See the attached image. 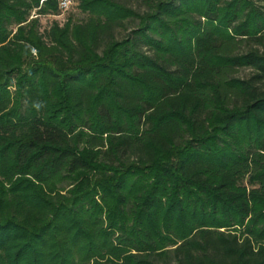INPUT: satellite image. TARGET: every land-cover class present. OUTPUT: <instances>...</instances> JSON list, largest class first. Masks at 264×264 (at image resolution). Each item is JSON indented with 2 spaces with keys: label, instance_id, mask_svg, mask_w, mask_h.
Segmentation results:
<instances>
[{
  "label": "trees",
  "instance_id": "trees-1",
  "mask_svg": "<svg viewBox=\"0 0 264 264\" xmlns=\"http://www.w3.org/2000/svg\"><path fill=\"white\" fill-rule=\"evenodd\" d=\"M61 2L0 0V264H264V0Z\"/></svg>",
  "mask_w": 264,
  "mask_h": 264
},
{
  "label": "rangeland",
  "instance_id": "rangeland-1",
  "mask_svg": "<svg viewBox=\"0 0 264 264\" xmlns=\"http://www.w3.org/2000/svg\"><path fill=\"white\" fill-rule=\"evenodd\" d=\"M133 4L136 6L138 3L134 2ZM141 10H144V8H142ZM70 16L75 17V19L83 18V15L77 9V3L75 2V0H72V5L69 6V8L64 12V14L60 18V21L64 23ZM246 75H248V72L241 73L242 77H245Z\"/></svg>",
  "mask_w": 264,
  "mask_h": 264
},
{
  "label": "built area",
  "instance_id": "built-area-1",
  "mask_svg": "<svg viewBox=\"0 0 264 264\" xmlns=\"http://www.w3.org/2000/svg\"><path fill=\"white\" fill-rule=\"evenodd\" d=\"M70 5H71L70 0H62L61 2V7L64 11H66Z\"/></svg>",
  "mask_w": 264,
  "mask_h": 264
}]
</instances>
